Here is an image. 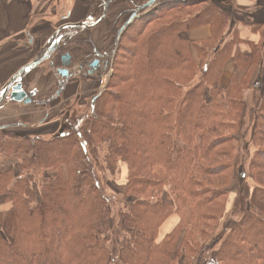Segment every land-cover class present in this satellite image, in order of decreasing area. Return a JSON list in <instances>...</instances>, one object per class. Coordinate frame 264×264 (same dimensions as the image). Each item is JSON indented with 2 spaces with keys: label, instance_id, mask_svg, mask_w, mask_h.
Wrapping results in <instances>:
<instances>
[{
  "label": "trees",
  "instance_id": "obj_1",
  "mask_svg": "<svg viewBox=\"0 0 264 264\" xmlns=\"http://www.w3.org/2000/svg\"><path fill=\"white\" fill-rule=\"evenodd\" d=\"M104 1L84 20L98 19ZM147 1L113 0L96 28H70L53 55L54 67L65 54L86 71L96 59L106 70L111 63L106 89L89 102L78 131L46 139L0 126V197L10 203L0 209V264H264L262 181L251 193L254 207L223 240L204 246L205 263L200 254L223 214L220 192L229 177L242 180L235 164L247 132L257 148L250 169L264 173V46L242 44L211 0H158L154 14ZM126 14L138 18L128 24ZM104 26L110 40L99 48L91 33ZM204 26L209 38L187 37ZM119 33L129 46L112 58ZM229 61L235 68L222 84ZM249 92L261 94L252 131ZM97 152L112 175L126 166L113 194L91 173ZM217 176H228L224 187L204 180Z\"/></svg>",
  "mask_w": 264,
  "mask_h": 264
},
{
  "label": "rangeland",
  "instance_id": "obj_2",
  "mask_svg": "<svg viewBox=\"0 0 264 264\" xmlns=\"http://www.w3.org/2000/svg\"><path fill=\"white\" fill-rule=\"evenodd\" d=\"M89 1L90 0H56L55 4L51 5L52 7H55L56 9H58L61 4H66L69 6L70 9L66 12V14L60 17V19L58 18V15L54 16L52 14L47 16V18L49 20L55 19V17L56 19L58 18L55 21V23L58 24L57 25L58 28L65 24H74L76 22H81L83 18L78 20L77 16L74 15V10L76 9V5H78L79 8L77 9V11L78 10L80 11L78 15L81 16L84 13V10L88 9ZM158 5L156 7L155 6L153 7V10H152L153 14L156 10L157 12L160 10V6ZM49 9L51 8L46 7V10L49 11ZM119 9L121 10L123 9L127 11L128 9L127 3L124 1L121 2ZM133 16L134 15L126 14L125 19L128 18V24L137 20V18L133 19ZM145 17H144V20H145ZM93 20L95 21H90V19H88L86 20L87 21L86 23L92 24L93 22H96L97 19H93ZM40 25H41L40 35L42 37L40 39L41 43L38 44L39 41L37 39L35 42L33 37L31 39L32 43L34 42V44H36L35 49L38 50L39 52L42 50H45V48L49 46V44L52 42V37L54 35V32L58 29L57 28L54 31L53 30L49 31V29L47 28L48 27L47 22L45 20L41 21ZM69 29L63 30L61 33L62 35L59 34L58 36L59 42H62L63 37L69 34ZM105 29H106V26H104V28H99L94 33H91V38H94L93 41L95 42V45L99 48L100 47L104 48L105 46H107L110 40V38L108 39V41H105L103 39ZM135 30H129L127 33H124V35L131 37V33H134ZM43 33H47L46 35L47 37L43 35ZM32 35L37 36V32L33 30ZM124 35H122V33L121 34L119 33L117 38L115 39L116 43L114 45V49L112 50V54H111L112 58L118 55L119 48L126 49L129 46L127 43V39L123 38ZM44 37L46 38L44 39ZM71 47H74V46H71ZM122 55L123 54L119 56H122ZM33 57L35 58V56ZM52 57L53 55L51 56L49 60L41 63L34 70L23 74L24 75L23 77L24 86L28 87V90L32 89L33 92H36V90L32 87L30 79L29 80L27 79L33 73L36 74V77H39L38 76V73H39L44 83L46 82V79L50 77L51 79H53V82L55 83L54 87L56 86V83L59 84L63 82L64 84H66L68 82V84L66 88L64 89L63 93L61 92L62 94L57 93L54 96H52L54 93V90L52 92L51 90L53 87L50 86L49 90L47 91L48 93L46 95L40 96L39 98L37 97L38 101H32L31 103L28 104L31 108L30 107L25 108L26 115L24 117L26 119L28 118L27 125H29V127L25 128L22 123H19L20 125H18L19 127H17V129H20V132L23 131L22 134L24 135L31 136V137L38 136V137L48 139L56 135H59L61 133H73V132L78 131L82 122L84 121L86 117L89 100L95 94H99L106 89L108 80H110L113 74V70L111 69V63L107 64V70H106L105 61L101 62V67L96 68L95 70L94 69L91 70L92 68H88V71H86L85 67L82 68L78 64H76L74 66L70 65L68 68H66L71 76L69 77L70 78L69 81L65 79L62 80L63 78L58 73V70L63 69L64 66L57 65L56 67H54L51 64ZM119 59L121 58L119 57ZM104 70L106 71L104 72ZM89 71H92V75L89 74ZM103 79H104V84H103V87L101 88L100 82L103 81ZM56 89H58L57 86H56ZM2 92H3V88L0 90V95ZM247 96H248L247 100L249 103V107L252 109V112L251 110H249L247 119L250 122L249 125L251 126L250 129L252 131L253 119L256 116L257 111H258L261 94H257L256 92H249ZM40 101H43V102H40ZM9 103L11 102H5L4 106ZM2 110H3V107L0 109V111ZM11 127H14V126H10L8 128H11ZM263 145L264 143L259 146L263 147ZM256 150H257L256 144L252 142V134L251 132H247L246 137L242 141L239 140V143L237 145L238 160L235 164L236 166L235 170L237 168L238 171L243 172L242 180L238 183L236 176L229 177L230 187L228 189L221 191L220 192L221 195L218 197V200L215 202L217 206L222 207L223 214L221 215L218 221L217 229L209 233L210 234L209 239L207 240L205 239L204 243L202 244V252L200 254H201V261L203 263H205L208 260L209 255H210L209 252L207 253L206 251L205 252L203 251L204 246H208L211 243V240L216 239V238H217V241L223 240V238H225L227 234L229 233L230 228L237 221L240 220L243 213L246 210L254 207V204L251 201L252 190L254 186L256 187V182L262 181L264 184V173L263 174L257 173L255 171H251L250 169L251 158L253 157ZM101 162H102V154L97 152V157L91 160V167H92L91 173L93 174L94 178H96L99 181V183L103 186L104 191H107L108 193L116 192V189L113 186L116 185V188L118 190V186H122L123 184H125L126 172H127L126 166L125 164L121 163L119 166L120 174H117L115 172L112 175L110 172L101 169V166H100ZM17 171L19 172L18 174H20L19 165L16 168V172ZM35 175L41 176L40 173L38 172H36ZM204 180L208 184H212L213 186L224 187V185L222 184H224V182L225 183L228 182V176H224V177L217 176L214 178L206 177L204 178ZM36 192H37V188H36ZM120 195L121 193L116 195L117 199L113 204L112 211H111L112 214L115 213L116 209L120 207V198H121ZM4 200L5 199L3 197H0V203L7 201V200L5 201ZM112 244H113V240L111 242V245ZM216 244L212 246L216 247Z\"/></svg>",
  "mask_w": 264,
  "mask_h": 264
},
{
  "label": "crops",
  "instance_id": "obj_3",
  "mask_svg": "<svg viewBox=\"0 0 264 264\" xmlns=\"http://www.w3.org/2000/svg\"><path fill=\"white\" fill-rule=\"evenodd\" d=\"M55 1L56 0H0V90L4 88L10 78L20 68L37 57L36 54L39 53V51L35 49L36 44H34V42L32 43L31 39L33 37L35 42L37 39L39 41L38 44L41 43V21L45 20L49 31H54L58 28V24L55 23V21L58 18L60 19V17L66 14L70 9L66 4H61L58 9L52 7L51 5L55 4ZM100 1L101 0H90L88 9H85L81 16L78 15L80 11H77L79 6L76 5L74 15L77 16L78 20L82 18V20H84L88 14L92 13ZM181 1L184 2L185 0ZM211 2L217 9L225 12L229 17V31L236 35L239 40H242V44H244V42L254 44L262 42L264 46V0H211ZM46 7L51 9L48 11ZM50 14L54 16L58 15V18L56 19L55 17V19L49 20L47 16ZM33 30L37 32V36L32 35ZM43 35L46 36L47 33H43ZM210 36L209 26L190 31L187 34V37L191 40L207 39ZM46 37H44V39ZM33 56H35V58ZM233 68L235 67L232 61H229L222 76V84L227 82L230 71H232ZM260 68H264V61L261 63ZM38 76L39 77H36V74L33 73L27 79H30L32 87L36 90L35 95L43 96L48 93L47 91L50 86L54 87L55 83L50 77L47 78L44 83L39 73ZM55 94H57V92H55ZM27 107L30 106L14 102L3 106V110L0 111V126H14L8 129L10 134L25 136L22 134L23 131L20 132V129H17V127H19V123H22L25 128L29 127V125H27L28 118L26 119L24 117L26 115L25 108ZM9 208L10 203L8 201L0 203L1 210L4 211Z\"/></svg>",
  "mask_w": 264,
  "mask_h": 264
},
{
  "label": "water",
  "instance_id": "obj_4",
  "mask_svg": "<svg viewBox=\"0 0 264 264\" xmlns=\"http://www.w3.org/2000/svg\"><path fill=\"white\" fill-rule=\"evenodd\" d=\"M112 1L113 0H105L104 1V4H103L104 6H103V11H102L101 16L99 17L98 20H96V22H93L92 24H88L86 22H81V23H74V24H65V25L60 26L55 31V33L52 37V42L49 44V46L47 48H45L44 52L39 57L32 60L30 63H27L22 68H20L10 78L9 82H7V84L4 86L3 92L0 95V108H1L2 104L4 103V101L6 100L7 97L10 100V102L28 105L32 101V97L34 94L30 93L29 95H27V93L23 90L22 75L27 73V72L34 70L41 63H43V62H45L51 58V56L55 53V51L57 50L58 45L60 43L58 36H59V33L61 30L67 29V28H80L82 30L94 29L96 26H98L103 21V19L105 18L106 14H107V10L109 8V5L111 4ZM157 3H158V0H149L145 3L144 8L151 9L154 6H156ZM136 18H138V15L134 14L133 19H136ZM68 58H69L68 55H66L62 58V62L64 63V68L58 70V73L60 74V76L62 78H64L65 80H67L70 77V74H69L68 70L66 69L69 66V64L65 63V61H67ZM97 64H98V61H94L91 65V67L95 68ZM89 74L92 75V71H89ZM95 99H96V97H94L92 99L91 103H93L95 101Z\"/></svg>",
  "mask_w": 264,
  "mask_h": 264
},
{
  "label": "flooded vegetation",
  "instance_id": "obj_5",
  "mask_svg": "<svg viewBox=\"0 0 264 264\" xmlns=\"http://www.w3.org/2000/svg\"><path fill=\"white\" fill-rule=\"evenodd\" d=\"M103 6H104V5H103ZM107 13H108V10H107ZM106 16H107V14H106ZM106 16H105V18H106ZM105 18H104V19H105ZM104 19H103V20H104ZM67 29H69V28H67ZM75 29H77V28H75ZM78 29H80V28H78ZM63 30H65V29H63ZM63 30L60 31V33H59L60 35H62L61 33H62ZM69 30H71V29H69ZM81 30H82V29H81ZM59 45H60V44H59ZM59 45H58V47H59ZM57 50H58V48H57ZM57 50H56V51H57ZM56 51H55V52H56ZM54 54H55V53H54ZM54 54H53V55H54ZM67 55H68V54H67ZM64 56H66V55H61V64H62V66H64V63L62 62V58H63ZM36 58H37V57H36ZM97 61H98V64L96 65V67H95L94 69L101 67V62H100L99 60H97ZM65 63H68L69 66L72 64V62H71V57H70V56H69L68 60L65 61ZM69 66H68V67H69ZM68 67H67V68H68ZM88 68H92V67H91V64H90V66H88ZM70 77H71V76H70ZM69 79H70V78H68L67 80L69 81ZM62 80H64V79H62ZM62 80H61V81H62ZM58 85H59V86H58ZM56 86H57L58 89H56ZM56 86H55V92L62 94L63 91H64V89H65L66 86H67V83H66V84H64V83H59V84H57ZM22 87H23V90H24L23 82H22ZM56 90H57V91H56ZM28 92H29V90H28ZM61 92H62V93H61ZM26 93H27V92H26ZM27 95H29V93H27ZM54 95H55V93H54L52 96H54ZM98 95H99V94H95L92 98L97 97ZM34 96H35V95H34ZM52 96H51V97H52ZM32 98H33V97H32ZM92 98H91V99H92ZM91 99L89 100V102L92 101ZM40 102H43V101H40ZM30 103H31V102H30Z\"/></svg>",
  "mask_w": 264,
  "mask_h": 264
},
{
  "label": "built area",
  "instance_id": "obj_6",
  "mask_svg": "<svg viewBox=\"0 0 264 264\" xmlns=\"http://www.w3.org/2000/svg\"><path fill=\"white\" fill-rule=\"evenodd\" d=\"M103 84H104V79L103 81L100 82L101 88L103 87ZM7 102H8V99H7Z\"/></svg>",
  "mask_w": 264,
  "mask_h": 264
}]
</instances>
